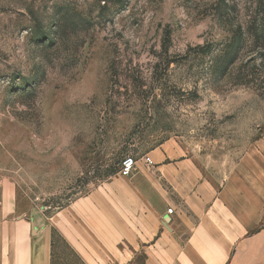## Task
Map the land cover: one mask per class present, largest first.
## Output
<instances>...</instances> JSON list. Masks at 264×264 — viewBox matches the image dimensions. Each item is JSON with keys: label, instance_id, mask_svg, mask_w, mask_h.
Returning a JSON list of instances; mask_svg holds the SVG:
<instances>
[{"label": "rangeland", "instance_id": "rangeland-1", "mask_svg": "<svg viewBox=\"0 0 264 264\" xmlns=\"http://www.w3.org/2000/svg\"><path fill=\"white\" fill-rule=\"evenodd\" d=\"M251 8L252 0H0V261L8 251L33 254L38 241L48 264H146L160 247L125 245L134 238L118 236L132 222L121 220L128 208L107 213L108 196L137 180L171 193L162 169L173 159L223 186L264 174V84L236 77L245 54L224 75L208 71ZM159 57L176 62L155 68ZM125 156L136 160L129 176L119 172ZM103 222L109 245L90 229ZM71 233L84 250L72 248Z\"/></svg>", "mask_w": 264, "mask_h": 264}, {"label": "crops", "instance_id": "crops-1", "mask_svg": "<svg viewBox=\"0 0 264 264\" xmlns=\"http://www.w3.org/2000/svg\"><path fill=\"white\" fill-rule=\"evenodd\" d=\"M161 151L155 148L149 155L157 157ZM162 170L166 186H171L169 194L155 193L137 180L116 200L105 197L102 207L107 213L115 204L128 208L121 212V220L129 216L132 222L119 224L118 236L132 231L134 238L125 245L160 247L146 264H264V174L256 182L252 175L232 176L230 185L223 186L220 176L204 179L191 174L190 160L173 159ZM233 179L241 185H234ZM169 206L171 214L166 212ZM90 226L91 231L106 232L104 240L109 245V223ZM65 238L76 252L84 250L72 233ZM33 247V254L29 248L16 250L19 254L4 252L0 264H48L47 248L38 241Z\"/></svg>", "mask_w": 264, "mask_h": 264}, {"label": "trees", "instance_id": "trees-1", "mask_svg": "<svg viewBox=\"0 0 264 264\" xmlns=\"http://www.w3.org/2000/svg\"><path fill=\"white\" fill-rule=\"evenodd\" d=\"M251 9L246 18L238 20L231 27L222 48H219L218 53L213 56L212 68L208 71L215 75H224L236 60L247 55L248 60L236 67V77L240 80L250 78L249 81L258 79L261 86L264 84V0H252ZM199 49L201 52H208L210 48L206 46ZM258 58L259 67H255ZM170 61L176 62L175 59L167 60L159 57L155 61V68L160 65L167 66ZM252 62L254 64H251Z\"/></svg>", "mask_w": 264, "mask_h": 264}, {"label": "built area", "instance_id": "built-area-1", "mask_svg": "<svg viewBox=\"0 0 264 264\" xmlns=\"http://www.w3.org/2000/svg\"><path fill=\"white\" fill-rule=\"evenodd\" d=\"M135 166H136V160L134 157L132 156H125L122 159L120 168H119V172L122 176H129L132 174V172L135 170ZM166 212L168 214H171L173 212V208L171 206H169L166 209Z\"/></svg>", "mask_w": 264, "mask_h": 264}]
</instances>
